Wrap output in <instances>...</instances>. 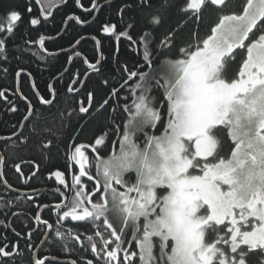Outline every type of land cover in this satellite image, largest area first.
I'll return each mask as SVG.
<instances>
[{
    "label": "snow or ice",
    "instance_id": "6c2138e0",
    "mask_svg": "<svg viewBox=\"0 0 264 264\" xmlns=\"http://www.w3.org/2000/svg\"><path fill=\"white\" fill-rule=\"evenodd\" d=\"M35 3L40 6L35 13L31 0L25 5L28 24L44 27L51 12L42 0ZM75 5L85 13L101 7L97 0L88 8L81 0ZM177 7L185 19L171 27ZM209 7L218 17L209 33L201 37L197 27L182 38V25H199ZM118 16L116 23L100 22L96 34L74 38L66 63L73 56L78 62L60 73H69L67 93L84 96L78 101L83 114L78 127L95 114L107 112L112 119L91 141L72 140L67 159L78 167L71 183L58 168L48 174L63 188L55 189L61 198L54 205L56 220L34 217L46 241L72 257L84 251L73 228L94 229L86 251L95 261L83 264H249L251 253L264 264V0H185L183 6L172 0H123ZM66 21L90 27L75 14ZM23 23V13L14 8L0 18V59L15 56L7 42ZM88 39L94 42L91 55L82 50ZM122 41L134 48L128 60L120 58ZM38 42L43 48L45 37ZM22 73L31 77L23 68L15 76ZM30 87L39 104L54 108L58 103L54 85H46L47 97L34 81ZM7 91H0V97L7 99ZM21 97L27 101L23 120L30 122L34 105L23 92ZM9 111L15 113L16 106ZM118 112L127 114L126 122H116ZM140 136L143 147L137 142ZM5 139L11 137L0 136ZM43 147L50 148L51 141ZM4 164L0 155V184L11 188ZM14 168L24 175L19 163ZM11 206L13 201L0 203V209ZM42 207L53 211L48 204ZM66 221L82 224L64 230ZM36 230L27 232L30 249ZM17 247L8 248L6 241L0 257L13 256ZM32 264H58V259L34 253Z\"/></svg>",
    "mask_w": 264,
    "mask_h": 264
},
{
    "label": "trees",
    "instance_id": "16d2710c",
    "mask_svg": "<svg viewBox=\"0 0 264 264\" xmlns=\"http://www.w3.org/2000/svg\"><path fill=\"white\" fill-rule=\"evenodd\" d=\"M27 2L28 0H0V18L5 17L13 8L24 15V23L21 25L20 32L7 42L9 49L15 53V56L6 61L0 59V91L8 90L5 93L7 99L0 97V136L11 137L10 140L0 141V153L5 159L4 176L12 185L11 188L25 193L24 195L15 193L0 184V203L13 201L14 205L9 209H0V246L5 245L6 241L8 242V248L14 243L18 245L17 248L12 249L15 253L13 256L0 257V262H7V264H32L33 255L37 252L41 255L46 254L49 258L56 257L59 261L64 262L67 259L76 258L78 264H83L85 259H94L95 261V258L86 251L87 245L84 246V251L78 250L74 256L68 257L67 254L62 252L59 245L53 246L50 240L46 241L44 229L39 226L38 221L34 217L37 216L42 205L48 204L50 206L61 201L57 196L45 192L47 175L57 168L69 174L72 168L73 172H75L78 167L72 166L71 161L67 159V154L70 152L69 145L72 140L75 139L77 142L91 141L94 134L100 130V127L107 128L111 123L112 117L105 112L103 114H95L94 119L82 120L81 127H78L77 121L83 115L78 113V96L82 95H77V99L74 100L73 93H67L65 90L66 86L69 85V73L66 72L64 75L60 73L64 68L72 70L74 64L78 62V58L74 59L71 67H68L69 63H66V60L72 54L67 53L72 50L70 42L74 38H78L79 35L90 37L96 34V29L99 27L100 22L111 20L116 23L119 20L118 9L122 7L123 0H116L112 4L102 7L98 15L95 12L92 14L82 13L75 5V0H42L46 10H50L56 3H64V6L56 10L53 19L49 23H46L44 27L39 26L37 29L28 24L29 14L25 11ZM172 2L183 6L185 0H172ZM31 4L34 13L37 12L38 9L33 0H31ZM49 4L51 7H49ZM83 5L85 8L90 6L85 2H83ZM236 10L239 11V8ZM72 14L80 16L81 19H87L90 27L81 28L79 25H74L72 21L66 26L67 21L65 22V18L67 15ZM217 18L215 8H207L199 25L194 24L192 21L182 25V38H187L197 27L201 37L207 35ZM184 19V14L177 7L170 19V26L181 25ZM4 25L6 26V21ZM21 34L23 38H20ZM3 35L4 33H0V36ZM8 35L11 36V34ZM41 35L46 38L56 39L45 46L47 53L56 55L49 57L38 48L37 42ZM125 43L123 41L120 43V58L122 60L130 59L134 51V48L125 47ZM93 45L94 42L91 39L82 41V50L86 54L91 55ZM77 50L81 49L78 47ZM104 50L110 55L108 48ZM41 56L46 57V59H40ZM5 68L7 69L6 72L4 71ZM21 68L25 69L26 73H31L33 81L44 92L46 97L48 94L45 89L49 83L55 86L58 93V103L54 101V108L39 104L30 87L31 80L22 73L20 76V89L32 101L35 116L30 122L27 121L24 127H22L24 123L23 117L27 114V102L18 95L17 77L15 76V73ZM233 68L235 71L238 69L236 62L233 63ZM77 70L81 71V73L84 71L83 68H78ZM128 103H131V100ZM11 105L16 106L17 111L15 113L9 111ZM52 114H55V119L52 118ZM126 115L119 112L115 114L116 122L120 123L122 120L126 122ZM160 131L162 129L157 126L156 134H159ZM13 133L20 134L19 138L14 136ZM24 139L27 141L26 144L21 143V140ZM113 139L115 138L113 137ZM48 141H51V147L44 148L43 145ZM137 142L143 147L142 136L137 138ZM17 163L21 165L25 178L30 177L32 171L38 165L37 175L31 178L29 182H23L21 177L15 172L14 165ZM82 179L86 180V178ZM28 197L34 199H28ZM5 212L8 215H4ZM41 218L48 219L50 223L55 221L56 213L54 208L51 214H49L48 210L43 211ZM4 224H7V227H3L2 225ZM34 226H38V228L33 232L31 240L33 248L30 249L27 242V232ZM78 230L79 234L84 235V237L88 233L93 234L94 232V229L90 231L86 227ZM15 232H19L21 235L17 237ZM84 237L82 239L86 241ZM75 247L79 249V245H75ZM252 254L248 258L249 264H255ZM256 263L260 264L259 262ZM58 264L65 263L58 262Z\"/></svg>",
    "mask_w": 264,
    "mask_h": 264
},
{
    "label": "flooded vegetation",
    "instance_id": "af4514ba",
    "mask_svg": "<svg viewBox=\"0 0 264 264\" xmlns=\"http://www.w3.org/2000/svg\"><path fill=\"white\" fill-rule=\"evenodd\" d=\"M34 1V3H35V0H33ZM66 1V0H65ZM116 0H97V3H99L100 5H101V7L100 8H98V9H96V10H94L92 13H94L95 12V14H97L98 15V13H99V11L101 10V8L102 7H104V6H106V5H110V4H112L113 2H115ZM83 2H85L86 4H88V5H90L89 7H91V0L89 1V0H81V4L83 5ZM89 2V3H88ZM35 5L37 6V9L39 10V5H37L36 3H35ZM62 6H64V3L63 4H61V3H56L50 10H46V11H50L51 12V16L49 17V21H51L52 19H53V16H54V14H55V12H56V10H58L59 8H61ZM83 7H84V5H83ZM88 8V7H87ZM79 10L82 12V13H85V12H83L82 11V9L81 8H79ZM92 13H85V14H92ZM39 18H41V20L43 21V16H40ZM70 21H67V23H66V26H67V24L69 23ZM39 26H36L35 28L37 29ZM56 39H51V38H46L45 37V45H44V49L46 48L45 46H46V44L47 43H50V42H52V41H55ZM39 41V40H38ZM37 46L39 47V42H37ZM119 47H120V45H119ZM45 51H46V49H45ZM72 51H73V49L71 50V51H69V52H67V53H72ZM47 52V51H46ZM74 59H76V57H72V62H73V60ZM79 59V58H78ZM71 64L72 63H69V66L68 67H71ZM70 69V68H69ZM81 72V71H80ZM19 95V94H18ZM72 95H79V94H72ZM19 97H20V95H19ZM22 99V98H21ZM78 100H83V96H78ZM71 164H72V162H71ZM72 166H73V164H72ZM16 172V171H15ZM21 172H22V170H21ZM37 172H38V170L36 171V175H37ZM64 172V171H63ZM17 173V172H16ZM65 173V179H66V182H68V183H71V177H72V175L74 174V172H73V168L71 169V172L69 173V174H67L66 172H64ZM18 174V176H20L21 177V179H22V181L23 182H26V181H30L31 179H26L25 178V176L23 175V176H21L20 175V173H17ZM35 175V176H36ZM35 176H31V178H33V177H35ZM86 178V177H85ZM46 179H47V188H45V192H49L51 195H55V196H57V198L59 199V200H61V198L56 194V191H55V189H56V187H61V188H63V186H60L59 184H58V182H56V184L54 185L53 184V181L55 180V177L53 176L51 179H49V176L47 175V177H46ZM18 192H20V191H18ZM21 193H24V192H21ZM54 205L55 204H53V205H50L49 207H52V208H54ZM45 210V208H41L39 211H38V214L37 215H40L41 217H42V213H43V211ZM46 210H48V209H46ZM41 211V212H40ZM41 214H40V213ZM38 224H39V221H38ZM64 224H65V229L64 230H67V228L68 227H72L73 225H76V224H82V222H72V225H69L68 224V222L66 221V222H64ZM37 228H38V226H37ZM79 230L77 229V228H73V235H76V234H79V232H78ZM81 235V234H80ZM88 235H92L91 233H88L85 237H84V235H81V240H82V242H83V244H84V246H88V242H87V236ZM82 237H84V238H86V241H85V239H82Z\"/></svg>",
    "mask_w": 264,
    "mask_h": 264
},
{
    "label": "water",
    "instance_id": "95a60500",
    "mask_svg": "<svg viewBox=\"0 0 264 264\" xmlns=\"http://www.w3.org/2000/svg\"><path fill=\"white\" fill-rule=\"evenodd\" d=\"M39 49H40L44 54H46V55L49 56V57L56 55V54H49V53H47V52L44 50V47L41 48L40 45H39ZM17 90H18V93L20 94V97H21L20 86H19V84H17ZM21 98H22V97H21ZM26 122H27V121H24L22 127H24V125L26 124ZM6 140H10V139L0 140V141H6ZM0 155H2V154L0 153ZM3 173H4V167H3ZM8 189L11 190V191H13V192H15V193L21 194V195H24V194H25V193H21V192L15 191V190L12 189V188H8ZM40 212H41V211H40ZM40 214H41V213H40ZM45 239H46V238H45ZM39 249H40V248H39ZM36 253H37V252H36ZM58 262H59V263H65L64 261H59V260H58Z\"/></svg>",
    "mask_w": 264,
    "mask_h": 264
},
{
    "label": "rangeland",
    "instance_id": "374dc122",
    "mask_svg": "<svg viewBox=\"0 0 264 264\" xmlns=\"http://www.w3.org/2000/svg\"><path fill=\"white\" fill-rule=\"evenodd\" d=\"M239 51V50H238ZM234 63V62H233ZM238 70V69H237ZM236 70V71H237ZM233 71H235V69L233 68ZM252 257H253V261H254V263L255 264H258V263H256V262H259L260 263V258H259V256L257 255V254H255V253H253L252 254Z\"/></svg>",
    "mask_w": 264,
    "mask_h": 264
},
{
    "label": "bare ground",
    "instance_id": "6f19581e",
    "mask_svg": "<svg viewBox=\"0 0 264 264\" xmlns=\"http://www.w3.org/2000/svg\"><path fill=\"white\" fill-rule=\"evenodd\" d=\"M39 48V47H38ZM25 75V74H24ZM27 76V75H26ZM30 80H31V82L33 81V79H32V77H28ZM17 84H19V86H20V77L19 78H17ZM23 99V98H22ZM24 100V99H23ZM25 101V100H24ZM25 102H27V101H25ZM47 208H45V210H46ZM44 210V211H45Z\"/></svg>",
    "mask_w": 264,
    "mask_h": 264
}]
</instances>
